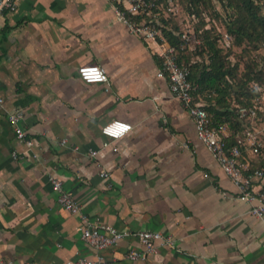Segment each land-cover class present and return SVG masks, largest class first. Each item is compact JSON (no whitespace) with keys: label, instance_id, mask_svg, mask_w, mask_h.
<instances>
[{"label":"crops","instance_id":"0c3cea01","mask_svg":"<svg viewBox=\"0 0 264 264\" xmlns=\"http://www.w3.org/2000/svg\"><path fill=\"white\" fill-rule=\"evenodd\" d=\"M85 64L102 66L108 81L80 80ZM160 68L152 42L118 21L109 0H19L0 15V264L95 255L49 176L91 220L128 232L100 251L110 264H264V224L196 138ZM13 109L35 158L11 155L23 149ZM112 119L131 129L105 137L100 127ZM140 230L169 235L173 246L156 242L129 260L127 251L143 249Z\"/></svg>","mask_w":264,"mask_h":264},{"label":"built area","instance_id":"2783aa9c","mask_svg":"<svg viewBox=\"0 0 264 264\" xmlns=\"http://www.w3.org/2000/svg\"><path fill=\"white\" fill-rule=\"evenodd\" d=\"M18 1L0 0V15L3 12L15 11ZM109 1L118 21L123 23L132 34L152 42L153 53L159 59L161 66L157 76H166L170 92L180 101L194 121L196 138L209 150L224 173L230 177L235 187V196L248 203L249 212L264 224V90L253 99L251 105L238 106L236 112L241 121L239 131H230L225 123L213 125L211 116L204 109V99L194 95L195 86L188 78L189 68L180 59V55L187 54L193 43H198L193 30L184 28L179 34L181 40L179 44L169 42L162 32L161 18L178 17L180 13L178 2L176 0ZM223 46L227 49L232 46V36L227 32H223ZM77 75L86 83L108 81L105 69L97 64L79 66ZM7 118L17 141L23 145L22 150L11 152L12 157L35 158L37 153L34 150V140L26 137L21 126L22 112L13 109L8 112ZM130 129V123L112 119L100 127V132L105 137L116 140ZM229 137L232 138V143L228 142ZM60 142L64 143L65 139ZM108 144V141H104L103 147ZM184 146H187V143ZM96 153V150L89 151L91 156ZM252 163L257 165L253 166ZM100 175L108 177L109 173L102 170ZM48 179L56 192L57 203L78 217L81 238L96 250L93 257L66 260L62 264H110L100 251L115 244L128 232L118 231L111 225L91 220L81 211L72 192L63 188L61 180L54 176H49ZM135 235L143 249L127 251L125 257L132 261L144 259L147 253L154 251L156 242L173 246L171 236H163L159 231L140 230ZM9 264L12 263L9 262ZM18 264L38 263L27 260Z\"/></svg>","mask_w":264,"mask_h":264},{"label":"trees","instance_id":"16d2710c","mask_svg":"<svg viewBox=\"0 0 264 264\" xmlns=\"http://www.w3.org/2000/svg\"><path fill=\"white\" fill-rule=\"evenodd\" d=\"M176 1L183 16L161 18L162 32L169 42L179 44L181 31L193 30L198 43L187 53L195 50L196 58L181 54L180 59L189 68L194 95L204 99L213 125L225 123L237 132L241 128L238 106L251 105L264 90V62L258 52L264 47V0ZM217 19L223 31L213 24ZM223 32L232 36L229 49L223 46ZM233 46H240L246 54L241 65L231 57ZM228 142L232 143L231 137Z\"/></svg>","mask_w":264,"mask_h":264},{"label":"rangeland","instance_id":"374dc122","mask_svg":"<svg viewBox=\"0 0 264 264\" xmlns=\"http://www.w3.org/2000/svg\"><path fill=\"white\" fill-rule=\"evenodd\" d=\"M180 6V4L178 5V7ZM179 9H180V7H179ZM180 16H183V14L181 13V11H180ZM179 16V17H180ZM213 23V22H212ZM215 26H216V28H218L219 30H221V31H223L224 30V28H223V25H222V23H221V21L220 20H216L215 21V23H213ZM208 26V25H207ZM193 45H191L190 47H192ZM194 52H195V50L194 51H191V54L190 53H187V55L190 57V58H192V59H195L196 58V56H194ZM259 54H260V56H262L263 57V59H262V62H264V47H262V48H259ZM231 57H232V59H233V61H235V60H238L239 62H240V65L242 64V62L243 61H245L246 60V54H244V53H242V51H241V47L240 46H233L232 47V49H231Z\"/></svg>","mask_w":264,"mask_h":264},{"label":"clouds","instance_id":"9594fccd","mask_svg":"<svg viewBox=\"0 0 264 264\" xmlns=\"http://www.w3.org/2000/svg\"><path fill=\"white\" fill-rule=\"evenodd\" d=\"M122 127V126H121Z\"/></svg>","mask_w":264,"mask_h":264}]
</instances>
